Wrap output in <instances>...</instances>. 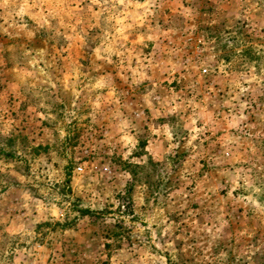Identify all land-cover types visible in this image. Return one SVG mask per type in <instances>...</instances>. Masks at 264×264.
Segmentation results:
<instances>
[{
    "label": "rangeland",
    "instance_id": "1",
    "mask_svg": "<svg viewBox=\"0 0 264 264\" xmlns=\"http://www.w3.org/2000/svg\"><path fill=\"white\" fill-rule=\"evenodd\" d=\"M0 264H264V0H0Z\"/></svg>",
    "mask_w": 264,
    "mask_h": 264
},
{
    "label": "trees",
    "instance_id": "2",
    "mask_svg": "<svg viewBox=\"0 0 264 264\" xmlns=\"http://www.w3.org/2000/svg\"><path fill=\"white\" fill-rule=\"evenodd\" d=\"M84 213H87L86 211H84Z\"/></svg>",
    "mask_w": 264,
    "mask_h": 264
},
{
    "label": "built area",
    "instance_id": "3",
    "mask_svg": "<svg viewBox=\"0 0 264 264\" xmlns=\"http://www.w3.org/2000/svg\"><path fill=\"white\" fill-rule=\"evenodd\" d=\"M204 72H206V70Z\"/></svg>",
    "mask_w": 264,
    "mask_h": 264
}]
</instances>
